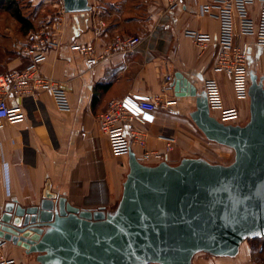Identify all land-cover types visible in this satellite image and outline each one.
I'll list each match as a JSON object with an SVG mask.
<instances>
[{
    "label": "crops",
    "instance_id": "crops-1",
    "mask_svg": "<svg viewBox=\"0 0 264 264\" xmlns=\"http://www.w3.org/2000/svg\"><path fill=\"white\" fill-rule=\"evenodd\" d=\"M89 3V12L66 13L62 0H0V75L24 69L31 62L33 45L43 43L46 60L39 72L58 85L70 107L61 110L55 97L42 89L21 98L9 97L10 106L24 118L0 124V214L8 203L38 206L48 183L55 195L67 197L80 209H114L122 196L129 156L114 154L99 129L97 115L111 100L129 93L157 95L170 102L158 109L156 122L147 129L150 150L165 152L169 143L173 145L170 164L184 157H206L207 149L221 147L208 141L192 122L189 113L195 108L189 100L175 96L171 84L178 71L201 89L215 81L224 108L239 111L237 123L250 117L249 99H240L234 84L216 70L221 23L202 13L204 0H185L175 12L167 11L166 0ZM47 7L52 12L39 33L36 24L46 20ZM13 10L27 19L26 26ZM250 11L257 19L260 6ZM191 31L210 34L215 42L201 51L188 35ZM130 37L142 42L127 51L122 44ZM45 39L54 43L46 44ZM242 43L250 44V69L264 76V47L256 45L254 36L237 33L235 44ZM80 48L90 51L84 55ZM218 113L213 112L216 117ZM2 250L18 264H38L11 242H4ZM263 259L264 248L246 241L235 258L200 253L193 263L250 264Z\"/></svg>",
    "mask_w": 264,
    "mask_h": 264
},
{
    "label": "water",
    "instance_id": "water-1",
    "mask_svg": "<svg viewBox=\"0 0 264 264\" xmlns=\"http://www.w3.org/2000/svg\"><path fill=\"white\" fill-rule=\"evenodd\" d=\"M66 13L92 10L90 0H62ZM250 117L225 123L208 93L178 71L175 96L210 142L235 152L230 164L184 157L178 164L142 163L129 153L122 196L112 210H83L47 184L38 206L8 203L0 242L38 264H194V257L235 258L246 241L264 239V76L249 70Z\"/></svg>",
    "mask_w": 264,
    "mask_h": 264
},
{
    "label": "built area",
    "instance_id": "built-area-1",
    "mask_svg": "<svg viewBox=\"0 0 264 264\" xmlns=\"http://www.w3.org/2000/svg\"><path fill=\"white\" fill-rule=\"evenodd\" d=\"M184 1L166 0L167 11L175 12L183 6ZM257 4L260 11L258 18L255 19L251 16L250 10ZM201 11L221 23V31L216 39L219 47L216 70L223 72L234 84L240 99H249L250 44L236 45L235 39L237 33L254 36L256 45L264 47V0H204ZM188 35L201 51H205L215 42L210 34L191 31ZM141 42L142 39L139 37H130L122 46L130 51ZM48 43L52 44L54 41L49 39ZM42 44L33 45L31 62L24 69L0 75V124L2 121L17 122L24 118L18 109L10 106L9 97H25L38 89L45 90L55 97L61 110H69V102L64 92L56 83L39 72V65L46 60V54L41 50ZM79 50L84 55L90 51L88 48ZM171 80L172 76L168 75L167 81ZM204 89L208 93L211 111L219 112L218 118L221 121L239 122L240 115L237 109L224 108L221 91L215 81H208ZM169 103L164 102L160 96L142 93H129L121 99L111 100L105 110L97 115V121L101 133L110 141L114 154L129 155L130 152H134L136 157L147 165L168 161L173 145L169 143L165 152L150 150L147 129L156 122L158 109L166 108ZM2 247L3 243L0 242V264H18L15 259L5 256Z\"/></svg>",
    "mask_w": 264,
    "mask_h": 264
},
{
    "label": "rangeland",
    "instance_id": "rangeland-1",
    "mask_svg": "<svg viewBox=\"0 0 264 264\" xmlns=\"http://www.w3.org/2000/svg\"><path fill=\"white\" fill-rule=\"evenodd\" d=\"M34 8L35 7H32V12L36 11V10H34ZM51 12H52L51 8L47 7L46 12L43 13V15H45V19L46 20L44 22L42 20L40 23L37 22L36 28H38V32L39 33H40V31H42V29L44 27H46L48 25L47 20H48V17L51 15ZM45 41H46L45 43L48 44V40L45 39ZM43 45L45 46V44H43ZM214 147L215 148L211 147V148L207 149L206 152H205V156L206 157H204V156H202V157L206 158L207 160H209L212 163L230 164V163H232L234 161V158H235L234 150H232L230 148H227V147H222V146L221 147L214 146ZM251 244H253L255 247H260L261 246L262 248H264V242L255 241V242H251ZM259 249H261V248H259ZM261 258H263V257H261Z\"/></svg>",
    "mask_w": 264,
    "mask_h": 264
},
{
    "label": "trees",
    "instance_id": "trees-1",
    "mask_svg": "<svg viewBox=\"0 0 264 264\" xmlns=\"http://www.w3.org/2000/svg\"><path fill=\"white\" fill-rule=\"evenodd\" d=\"M9 9L10 8H13V7H8ZM13 14H14V16H15V18L22 24V27H24V26H26L28 23H27V19L25 18V17H23L22 15H21V13H19L18 11H14L13 10ZM30 25V24H29ZM31 27H32V24L30 25ZM255 241H260V242H264V239H255V240H250V242H255ZM263 262H259V263H261V264H263L264 263V259L262 260Z\"/></svg>",
    "mask_w": 264,
    "mask_h": 264
}]
</instances>
